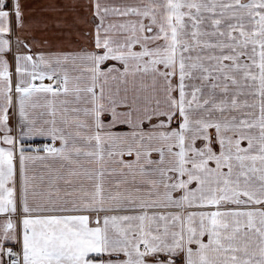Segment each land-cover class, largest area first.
<instances>
[{
  "label": "snow or ice",
  "instance_id": "obj_1",
  "mask_svg": "<svg viewBox=\"0 0 264 264\" xmlns=\"http://www.w3.org/2000/svg\"><path fill=\"white\" fill-rule=\"evenodd\" d=\"M0 264H264V0H0Z\"/></svg>",
  "mask_w": 264,
  "mask_h": 264
}]
</instances>
